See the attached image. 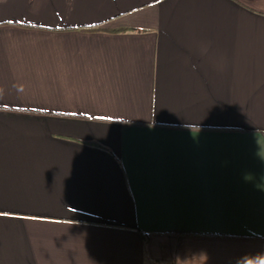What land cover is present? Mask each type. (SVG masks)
Returning a JSON list of instances; mask_svg holds the SVG:
<instances>
[{"label":"crops","instance_id":"1","mask_svg":"<svg viewBox=\"0 0 264 264\" xmlns=\"http://www.w3.org/2000/svg\"><path fill=\"white\" fill-rule=\"evenodd\" d=\"M264 0H0V264H259Z\"/></svg>","mask_w":264,"mask_h":264},{"label":"clouds","instance_id":"2","mask_svg":"<svg viewBox=\"0 0 264 264\" xmlns=\"http://www.w3.org/2000/svg\"><path fill=\"white\" fill-rule=\"evenodd\" d=\"M259 264H264V259L260 260Z\"/></svg>","mask_w":264,"mask_h":264}]
</instances>
